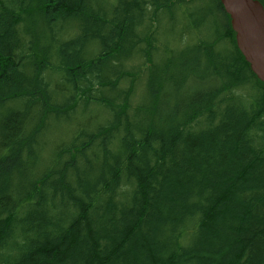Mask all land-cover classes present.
Wrapping results in <instances>:
<instances>
[{
  "label": "trees",
  "instance_id": "obj_1",
  "mask_svg": "<svg viewBox=\"0 0 264 264\" xmlns=\"http://www.w3.org/2000/svg\"><path fill=\"white\" fill-rule=\"evenodd\" d=\"M0 264H264V82L221 0H0Z\"/></svg>",
  "mask_w": 264,
  "mask_h": 264
},
{
  "label": "rangeland",
  "instance_id": "obj_2",
  "mask_svg": "<svg viewBox=\"0 0 264 264\" xmlns=\"http://www.w3.org/2000/svg\"><path fill=\"white\" fill-rule=\"evenodd\" d=\"M187 27V26H186ZM183 29L184 26L183 25H179V24H175L174 22H172V20L169 21V19H165L162 24H160L158 26V31L159 34H157V41L158 43H156V45L159 47V49L161 50V48H164L165 50L167 48L173 47V49H179L184 47V45H188L191 44L190 41L192 39V43L193 42H198V32L199 30L194 31V33H192L190 36H186V39H183ZM214 31V29H213ZM204 35H206L208 38L212 37V34L210 33V30H205ZM169 45V47H167ZM167 55H160L159 58L161 57H165ZM139 66H141V63H139ZM143 66H148L147 64H144ZM143 73L139 74V79L137 80V82L135 83L134 86V94L131 98V104L132 106L136 107L139 105H143L146 102L147 99V95H148V81H147V74L143 75ZM127 89V85L125 84H121L120 88L118 89V91H124ZM103 91H107L109 94H113L111 92V90L109 89H105ZM64 100V99H63ZM62 100V101H63ZM108 108L106 109H102L100 110V117L102 116V114H105L107 112V114H109L112 119H113V112L112 111H107ZM95 113H99V108L97 109H90L87 112H83L80 114V117L77 118V116L74 117V123L76 126H93L96 125L94 123V121L92 120V118L94 117ZM73 120L70 122L68 120H63L62 124L59 123H52V125L56 127V132L59 131L61 138L59 142H51V143H47L44 137V141L42 144V147L45 150V155H44V165L48 164V158L47 155L54 150H58L60 148H62L63 146H65L64 143V134L67 133V130L69 129V127L72 126V129L70 131V134L73 137L74 132L77 130H73ZM102 121L104 122H108L109 120L107 118H101ZM90 121V122H89ZM55 131V128H54ZM43 135H47L46 131H44ZM75 136V135H74ZM120 140V139H119ZM62 144V145H61Z\"/></svg>",
  "mask_w": 264,
  "mask_h": 264
},
{
  "label": "water",
  "instance_id": "obj_3",
  "mask_svg": "<svg viewBox=\"0 0 264 264\" xmlns=\"http://www.w3.org/2000/svg\"><path fill=\"white\" fill-rule=\"evenodd\" d=\"M236 41L253 72L264 82V8L258 0H221Z\"/></svg>",
  "mask_w": 264,
  "mask_h": 264
},
{
  "label": "bare ground",
  "instance_id": "obj_4",
  "mask_svg": "<svg viewBox=\"0 0 264 264\" xmlns=\"http://www.w3.org/2000/svg\"><path fill=\"white\" fill-rule=\"evenodd\" d=\"M83 28V27H82ZM148 75V74H147ZM95 119V118H94ZM90 122V121H89ZM88 126V125H87ZM94 128V127H93ZM78 129V128H77ZM78 131V130H77ZM75 133V132H74ZM62 145V144H61ZM7 201V200H6ZM30 206V205H29ZM15 210V209H14Z\"/></svg>",
  "mask_w": 264,
  "mask_h": 264
}]
</instances>
